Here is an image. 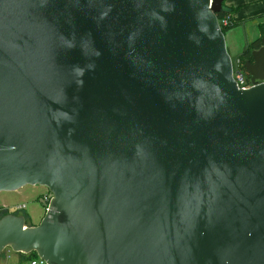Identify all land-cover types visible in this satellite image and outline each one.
Here are the masks:
<instances>
[{
    "label": "water",
    "instance_id": "obj_1",
    "mask_svg": "<svg viewBox=\"0 0 264 264\" xmlns=\"http://www.w3.org/2000/svg\"><path fill=\"white\" fill-rule=\"evenodd\" d=\"M224 0H0V257L264 264V36L239 88Z\"/></svg>",
    "mask_w": 264,
    "mask_h": 264
},
{
    "label": "crops",
    "instance_id": "obj_2",
    "mask_svg": "<svg viewBox=\"0 0 264 264\" xmlns=\"http://www.w3.org/2000/svg\"><path fill=\"white\" fill-rule=\"evenodd\" d=\"M223 7L228 11L233 10L231 18L236 26L227 32L226 39L228 38L229 41V54L237 59L251 43L250 41L253 42L262 35L264 0H224ZM28 188L29 186H26L16 193L20 192V196L28 200L35 199L39 195L38 191L36 188L33 190ZM29 226H36V224L30 222ZM0 264H30V260L25 255L9 251L3 254Z\"/></svg>",
    "mask_w": 264,
    "mask_h": 264
},
{
    "label": "rangeland",
    "instance_id": "obj_3",
    "mask_svg": "<svg viewBox=\"0 0 264 264\" xmlns=\"http://www.w3.org/2000/svg\"><path fill=\"white\" fill-rule=\"evenodd\" d=\"M252 42V41H250ZM227 48H229V41L228 38L226 39ZM232 56V55H230ZM234 57V56H233ZM235 60V57L233 58ZM38 191L39 195L35 197V199L28 200L24 196H20L19 193L15 192H2L0 193V214L2 213L1 209H3L5 206L13 204V202L17 203L18 205L25 206L24 208V215L27 218V225H30V222L33 224L38 225L42 218L44 217L46 210L49 206L50 200L45 201L43 199L45 194H50L49 190L46 187L41 186H29L28 189H35ZM23 193V192H21ZM52 197V195H51ZM30 220V221H29ZM10 250H6V253H8ZM12 252V251H11ZM14 253V252H13Z\"/></svg>",
    "mask_w": 264,
    "mask_h": 264
},
{
    "label": "trees",
    "instance_id": "obj_4",
    "mask_svg": "<svg viewBox=\"0 0 264 264\" xmlns=\"http://www.w3.org/2000/svg\"><path fill=\"white\" fill-rule=\"evenodd\" d=\"M232 12L233 10L231 9L230 11L226 10L224 7L222 8L221 12L217 14L218 16V20H219V23H220V26H221V29L223 31V33L227 34V32L229 30H231L232 28H234L236 25L232 22ZM225 18H228L229 21H230V24L228 26H224L222 24V21L223 19ZM261 29H262V35L260 38H258L257 40L251 42L247 48L242 52V54L237 58V59H233L232 58V61H233V64H234V68L236 67V64H237V61H240L242 64H243V68L245 69V64L247 61H252V52L255 51V50H258L261 46H262V38L264 36V22L261 23ZM246 70V69H245ZM248 79L251 80V76L248 75ZM27 219V218H26ZM24 255V254H22ZM3 257V255L0 257V260L1 258ZM25 257L30 260V262L34 259H38V256L36 253H32L30 255H25Z\"/></svg>",
    "mask_w": 264,
    "mask_h": 264
},
{
    "label": "built area",
    "instance_id": "obj_5",
    "mask_svg": "<svg viewBox=\"0 0 264 264\" xmlns=\"http://www.w3.org/2000/svg\"><path fill=\"white\" fill-rule=\"evenodd\" d=\"M222 24L224 26H228L230 24L229 19L228 18L223 19ZM233 76H234V79L237 82L239 88L249 89V88L253 87V83L251 82V80L248 79L247 71L243 68V64L240 61H237L235 68H234V64H233ZM51 198L52 197L50 194H45L43 197V199L45 201H49V200H51ZM20 208H22V207H20ZM30 264H45V262L38 258V259L32 260L30 262Z\"/></svg>",
    "mask_w": 264,
    "mask_h": 264
},
{
    "label": "flooded vegetation",
    "instance_id": "obj_6",
    "mask_svg": "<svg viewBox=\"0 0 264 264\" xmlns=\"http://www.w3.org/2000/svg\"><path fill=\"white\" fill-rule=\"evenodd\" d=\"M248 75L249 74L247 72V76ZM20 207H22V208H20ZM23 207L25 208L24 204L23 205H18L15 202H13V204H11V205L7 204V207L5 206L3 209H1L2 213L0 214V219L3 218L6 215H9V214L24 215V208Z\"/></svg>",
    "mask_w": 264,
    "mask_h": 264
}]
</instances>
